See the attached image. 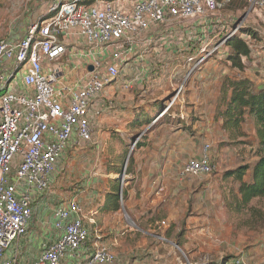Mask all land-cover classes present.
<instances>
[{
  "label": "rangeland",
  "instance_id": "374dc122",
  "mask_svg": "<svg viewBox=\"0 0 264 264\" xmlns=\"http://www.w3.org/2000/svg\"><path fill=\"white\" fill-rule=\"evenodd\" d=\"M50 1L0 0V39L15 40L22 37L29 24L45 17ZM123 1L118 0L121 4ZM134 1L125 0L124 5ZM206 17H222L226 21L222 24L224 26L220 24L212 31L211 38L204 40L207 42L205 46L211 39L220 41L223 38V30L227 29L229 19L240 22L238 34L244 37L250 49L249 55L242 57L243 71L254 80V84H264V8L251 6L250 0H230L224 9L213 15L209 13ZM157 28L162 31L169 28L171 33L166 38L170 40L160 43L156 38L150 45L141 44L126 55L129 57V53H135L137 50L142 53L144 50L143 57L146 56V62L140 63L141 69L148 66L158 72L156 75L160 77L150 84V80H147L149 74H138L139 82H131V87L139 83L137 90H144V87L145 90L152 89L150 94H145L147 98L149 96L154 99L151 107L145 112L150 114L153 111L152 115L161 113L177 92L179 93L171 107L172 114L187 107L185 98H199V106L195 107L194 112L200 124L199 137L196 134L194 139L188 134L183 137L179 136V132L167 140L164 136L159 138L158 145L164 144L166 151H162V158L160 152H147L155 157L154 161L152 159L153 164L146 167L151 180L148 186L139 187L134 181L135 178H131L133 171L129 170L136 158L146 156L140 151L137 152L138 146L141 148L143 141L146 142V137L140 138L142 141L138 143L126 131V120L119 126L113 121L106 125L105 122L102 124L98 121L104 108H111L110 110L117 114L120 106L123 108L124 117L129 114L128 106L122 105L131 99L128 90H124L119 101V98L115 100L112 97V93L103 90L94 102V109L99 113L94 112L91 117V140L79 141L81 144L77 150L70 145L59 156L51 175L52 180L50 179L48 189L41 193L44 194L40 202L44 201L46 205H50L52 211L54 206L67 202L72 196L78 198L87 195L85 191L77 188L78 182L86 179V185L92 184L95 191H99L102 203V208L100 204L94 209L103 240L96 243L97 240L93 241V236H90L89 245L110 247L116 255L120 253V257L127 256V264H135L132 258L140 251L146 253L143 260L148 263L159 259L154 258L155 255L170 253L169 264H186L187 260L198 261V264L221 257L228 258L229 262L240 260L245 264H264V202L255 198L248 206L240 207L237 203V184L232 176L227 174L237 165H253L257 160L255 126L251 119H247L239 129L226 128L220 120V111L224 106L223 97L228 94L222 84L223 80L225 77L242 76H238L237 68L231 71L232 67L226 59L228 48L223 44L197 68L191 70L187 63L188 48L191 47L188 46L191 35L186 33L188 25L175 26L172 21H168ZM199 28L200 31L205 28L198 37L201 41L207 37L208 27L200 25ZM247 29L255 33V38L254 35H246ZM195 31L197 30L194 29L193 32ZM82 45L86 46V43L83 42ZM209 48L208 46L206 50ZM156 60L159 61L160 68L153 63ZM128 63L127 61L124 64L123 70L129 68ZM180 103H184L183 106H178ZM189 109L191 110L192 106ZM104 117L106 121V116ZM148 119L149 122L146 120L145 124L156 126L153 132L149 129L145 132L147 127L143 129L144 134L149 133L150 140L157 137L160 126L166 128L167 123L171 124L165 120L152 122L151 117ZM103 126L108 127V130L119 127L120 132L106 131L102 135L100 131ZM163 132L167 134V130ZM205 157L211 165L209 173L183 172L188 160ZM161 161L163 165L160 168ZM122 177L124 181L121 182ZM243 179L249 181L250 176L244 175ZM115 181L118 188L121 186L126 193L124 199L118 197V209L112 210L111 201L115 198L114 188L117 187ZM103 194L106 197L104 202ZM34 198L31 202V217L36 207ZM35 213L38 214V211ZM48 213L42 211L40 217H35L34 224L38 228L48 226ZM49 230L52 231V228ZM158 241L167 245H157ZM26 243V237L22 236L19 240L21 257L28 255V249L24 246Z\"/></svg>",
  "mask_w": 264,
  "mask_h": 264
},
{
  "label": "built area",
  "instance_id": "2783aa9c",
  "mask_svg": "<svg viewBox=\"0 0 264 264\" xmlns=\"http://www.w3.org/2000/svg\"><path fill=\"white\" fill-rule=\"evenodd\" d=\"M229 2L135 0L127 12L110 1L87 4L85 0H51L45 17L29 24L22 37L0 39V264H19L16 254L9 255V249L27 233L32 199L48 189L55 163L71 139L91 140V117L94 112L99 113L94 102L106 86L119 78L128 61L127 52L144 43L149 45L151 40L144 33L154 26L168 21L175 26L185 24L186 33L192 36L195 25L199 27L202 23L208 27L207 37L198 40L201 43L198 50L187 57L189 68H197L240 30V22L229 19L226 36L204 45L207 43L204 40L212 37V31L226 21L222 17L208 19L207 14H215ZM250 5L264 8V0H250ZM71 33L83 37L84 51L73 53L68 47L66 39ZM76 55L85 62L81 74L71 81L65 66ZM15 77L23 86L22 92L9 87ZM178 93L160 115L173 105ZM210 170L205 157L188 160L183 172ZM120 181H124L123 177ZM52 216L55 239L41 243L31 264L79 260L88 241L82 208L74 199L56 205ZM114 259L107 246L94 245L84 264H110ZM228 262L224 264H245L240 260Z\"/></svg>",
  "mask_w": 264,
  "mask_h": 264
},
{
  "label": "crops",
  "instance_id": "0c3cea01",
  "mask_svg": "<svg viewBox=\"0 0 264 264\" xmlns=\"http://www.w3.org/2000/svg\"><path fill=\"white\" fill-rule=\"evenodd\" d=\"M101 1H110V2H112V4L114 6L122 8L127 12H130V10L133 6V3L135 2L134 1L131 4L124 5L125 0L124 1L122 0L123 4L119 3L118 0H85V2L87 4H96V3H100ZM198 25H204V24L199 23ZM158 26H160V25H158ZM157 27L151 28V29H153V31L151 29H149L146 33H144V36H146L147 38H150L151 42L157 38L160 43H163L164 41L161 40V38L165 37V36L167 37V35L171 32H170L169 28L162 31V30H159ZM195 29L197 30V33H199L200 28L197 25H195ZM66 41L68 43V47L69 48L71 47L73 53H74V51H76V53H77L79 51L85 50L84 49L85 47L82 45V43L84 42V39H83V37H81V35H79L77 33H71L69 35V37L66 39ZM133 48H136V47H133ZM139 51L140 50L135 51V53L134 52L129 53V57H128L129 68L126 70L122 69L119 78L114 83H111L110 85L106 86L104 89V92L112 93V97L115 98V100H116V98H119L117 101L120 100V95L124 92V90H128V94L130 95L131 99H129V101L126 103H122V105L128 106V108H127V110H129L128 116L124 117V113L122 112L123 108L120 106H119V110H117V114L114 113V110H110L111 108H104V110H102L103 115L98 121L102 124H103V122H105V125L108 123H111L113 121L115 123V125L119 126L121 122L126 120L125 121V127H127L126 131L128 133H130V136L134 137V139H136L138 141V143L142 141L140 138H142L143 136L146 137V142L143 141V146L141 148H140V146H138V149H137V152L140 151L141 154H145L146 156L141 157V159L136 158V160L134 161V164L132 166V169H133L132 174H134V175H132V177H131L132 179L135 178L134 181H135V183L138 184L139 187H144V186H148L149 182L151 180L150 179L151 176L148 177L149 173L146 171V167L148 165L150 166L151 163L153 164V161L155 160V157L152 155L151 156L148 155L147 152L150 150H154L158 153L160 152V155H161L162 151L164 149L166 151V147L164 146V144L158 145L157 140L159 138H162L163 136L166 138V140L169 139V137L173 138L174 137L173 135L178 134L179 132H180L179 136L186 137L187 136L186 134H188V135H192V138L194 139L195 134L197 137H199L200 124L198 123V120L196 119V116L194 115L195 107L197 108L199 106V100H198L199 98L195 99L193 97L192 100H190V98H185V99L183 98L185 105L187 107H185L184 110H182V111L180 110V112H181V113H179L180 116L178 113H174V114L169 113L170 110H167V112L164 113L163 115H160V112L156 115H152L153 111H151L150 114L145 113L147 111V108L151 107L152 103L154 102V99H150L149 96H148V98L145 96L146 93L150 94L152 92V89H146L145 90V87H144L145 91L143 89L137 90L139 87V83L135 84L134 87L133 86L131 87V82H133V81L139 82V81H137L138 80L137 75L141 74V73L149 74L150 77L147 80L148 81L150 80L148 82L150 84L151 83L153 84V81L156 78H159L160 76L156 75L158 72H155L152 69H149L148 66H146V68L142 67V69H141L140 63L142 61L146 62L145 61L146 56L143 57L144 50L142 51V53H140ZM84 62H85V60L83 59L82 56L76 55L71 59L70 63L65 66L66 70L69 71V75L67 76L69 78V80L72 81L76 76H78V74H81L82 71L80 68ZM132 63L135 66H133ZM152 73H153V75H152ZM151 76L154 78H151ZM146 82L147 81H145V83ZM143 86L147 87V85H143ZM9 87L12 91L18 92V93L22 92L24 90L19 78H17V77H15L10 82ZM134 96L137 97V98L135 97L136 98L135 101H134V99H135ZM143 96H145V97H143ZM160 104H162V103H160ZM183 104L181 105V103H180V104H178V106H183ZM190 106H192L191 110L189 109ZM104 115L106 116V121H105ZM181 116H182V118H181ZM150 117L152 118V122L153 121L156 122L159 120H162L163 122H164V120L171 122V124H169V125L166 122L167 123L166 128H164L163 126H160L158 129L159 134L157 135V137H154L151 140L148 139L149 133L144 134V132H143V129H145L146 127H147V129H145V132L148 129L152 130V132H153L154 128L156 127L153 124L152 125L145 124L146 120L149 122L148 118H150ZM110 118H111V121H110ZM103 129H101V131H100V132H102V135H103V132H106V131L108 133L113 132V131L114 132H116V131L120 132L119 127L111 128L108 130V127L103 126ZM187 129H189L190 131L188 132ZM163 130H167V134L165 132H163ZM126 131H124V132L126 133ZM181 132H183V133H181ZM171 133H172V135H171ZM111 135H113V134H111ZM119 135L121 136V134H119ZM122 135H123V133H122ZM70 142L71 143L68 146L71 145V147L74 150H77L80 147L81 142H79L77 139H74V137L71 139ZM149 145H151V146H149ZM167 148H169V147H167ZM161 158H162V155H161ZM152 159H153V161H152ZM162 165H163V163L161 161L159 167L161 168ZM156 171H157V169H156ZM149 172H150V170H149ZM52 173L50 174L49 181H50V179L52 180V176H51V175H53ZM97 180H99V179H97ZM86 183H87L86 179H81L78 182V184L76 182L77 188L83 192L85 191L87 193V195H83V196H80L78 198L76 196H72L70 198L74 199L76 202H78V204L82 208L83 222H84V226L88 229L89 239H90V236H93V239H94L93 241L97 240L96 243H98L99 240H100V242L103 240V234L98 229V226H97L98 217L96 216V210L94 209V207L99 206L101 204L100 206L102 208V203H101V198H99L100 197L99 191H95V187H92V184L86 185ZM95 183L97 184V182H95ZM43 194H40L36 198H34V201H36V204H34V205L35 206L38 205L40 210L38 211V214H33V216L31 217V219L28 223V226H27V233H26V235H24L27 239V243H26L27 245H24V246L26 249H28V255L25 257H21L19 255V240L22 238V236L19 239L15 240L12 244L13 246L9 249V251H10L9 255L12 256V255L16 254V256L18 257V260H19V264H31L40 251L41 243H43L45 241H49V239H55V236L57 234V232H55L53 230V226H52L54 219L52 216V211L50 210V205H46L44 201L40 202V198H41V200H43L42 199ZM70 198H68V199H70ZM102 198H103L102 202H104L106 200L105 199L106 197L104 194L102 195ZM42 211H45V213L49 212L46 216L48 226L47 227H45V226L40 227L39 226V228H38V226L34 224L35 223V217H37V216L40 217ZM189 217H191V216H189ZM31 226H33V227H31ZM33 228H36V229H33ZM51 228H52V231L49 230ZM157 238H159V237L157 236ZM163 239L166 240V238H163ZM167 241L169 243L171 242V240H167ZM159 244L167 245L161 241L157 242V245H159ZM93 247H94V245L93 246L89 245V242L87 241L85 247L82 249L80 259L75 261L74 259L70 258L69 260L66 261V264H84V260H85L86 256L92 251ZM113 253L115 255V259L110 264H127V256L120 257V253L118 254L119 256L116 255V253L114 251H113ZM145 254L146 253H143V251H140V253L136 257L133 256L132 262L135 264H169L170 253L169 254H160L158 256L155 255L153 257L159 258V259H156V261H154V262L152 261L149 263L146 262L145 260H143V257ZM227 260H228V258L226 259L225 257H221V258L209 261V262L203 261V262H200L198 264H224ZM196 262H198V261L187 260L186 264H197ZM176 264H181V263L177 262Z\"/></svg>",
  "mask_w": 264,
  "mask_h": 264
},
{
  "label": "trees",
  "instance_id": "16d2710c",
  "mask_svg": "<svg viewBox=\"0 0 264 264\" xmlns=\"http://www.w3.org/2000/svg\"><path fill=\"white\" fill-rule=\"evenodd\" d=\"M228 30L229 27L223 32V38L228 33ZM246 35H254V38L256 36L255 33H252L249 29H247ZM200 36L201 31H199V33L195 31L189 38L188 46L191 47L188 48L187 56L193 53L195 54L198 50L200 46L198 37ZM223 45H226L228 48L226 59L228 60L229 66L232 67L231 71L237 68L238 76L242 77L237 78L233 76L224 78L222 84L228 91V94L223 97L224 106L220 111V120L226 128L239 129L240 125H242L245 120L251 119L254 123L256 132L255 155L257 156V160L253 165H237L227 173L232 176L233 181L237 184V193L239 196L237 198V203L240 207H245L255 198L264 202V84H254V80L243 71L244 63L242 62V57L249 55L250 49L241 34H236L227 38ZM153 63L160 68L158 60ZM133 66L135 65L133 64ZM171 107L172 105L168 109L170 110L169 113H171ZM179 112L180 111L177 113L179 114ZM132 170L131 168L129 172H132ZM244 175H249L250 180H244ZM115 182L117 187L114 188L115 198L111 201L112 205L110 208L112 210L118 209V197H120V186L118 188V183L117 181ZM125 193V190L122 189V199L125 198ZM36 210H40L38 205L35 207L34 214H36Z\"/></svg>",
  "mask_w": 264,
  "mask_h": 264
},
{
  "label": "water",
  "instance_id": "95a60500",
  "mask_svg": "<svg viewBox=\"0 0 264 264\" xmlns=\"http://www.w3.org/2000/svg\"><path fill=\"white\" fill-rule=\"evenodd\" d=\"M89 69L90 70L92 69V66L91 65L89 66ZM121 193H122V188L120 186V189H119V196H120V198H121ZM174 244L177 245L176 243H174Z\"/></svg>",
  "mask_w": 264,
  "mask_h": 264
}]
</instances>
